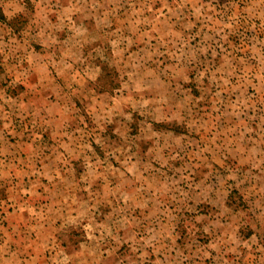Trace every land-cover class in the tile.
Instances as JSON below:
<instances>
[{"label": "rangeland", "instance_id": "1", "mask_svg": "<svg viewBox=\"0 0 264 264\" xmlns=\"http://www.w3.org/2000/svg\"><path fill=\"white\" fill-rule=\"evenodd\" d=\"M0 264H264V0H0Z\"/></svg>", "mask_w": 264, "mask_h": 264}, {"label": "trees", "instance_id": "2", "mask_svg": "<svg viewBox=\"0 0 264 264\" xmlns=\"http://www.w3.org/2000/svg\"><path fill=\"white\" fill-rule=\"evenodd\" d=\"M239 30H240V35L239 36H241L242 41L247 40V37H249L248 29H243L242 27H240ZM234 35H236V34H234ZM228 38L231 39L232 37L231 36H228Z\"/></svg>", "mask_w": 264, "mask_h": 264}]
</instances>
